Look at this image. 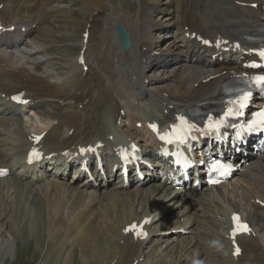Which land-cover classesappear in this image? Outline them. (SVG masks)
<instances>
[{
  "label": "bare ground",
  "instance_id": "6f19581e",
  "mask_svg": "<svg viewBox=\"0 0 264 264\" xmlns=\"http://www.w3.org/2000/svg\"><path fill=\"white\" fill-rule=\"evenodd\" d=\"M6 1L0 0V3L3 4L0 14L1 25L4 27L15 26L16 30L13 33L0 35V93H4L6 97V99L0 97V168L9 170L7 178H0V226L6 229L13 225V214L10 211L11 200L6 194L9 191L22 189L28 191L29 187L40 188L41 185L35 186L42 183L45 184V188L52 194V198L56 202L54 209L44 213L46 216H42L43 222H48L51 235L61 233L69 236L75 232V228L78 232L82 228L79 221H82L86 213H90L91 218L97 219V228L86 233L87 238L84 242L93 248L97 247L96 250H92L91 256L103 258L115 255L112 264H156L162 260L163 254L167 251L170 253L175 251L174 253H177L175 261L178 260V262L182 257L189 258L190 255L191 259L188 263L192 262L191 264H221L220 253L222 250H226L235 260V249L228 234L234 218H239V221L247 224L249 221L253 224L260 219V212H254L255 201L253 200L254 195L257 199H264V155L241 173V181L248 184L250 188L252 187L253 195L237 182H235L237 185L234 184L235 192H239L240 199L246 204L248 202L250 204V207L245 206L244 218L240 216L242 214L240 208H238L240 214L238 215L235 207L229 210V206L223 208L216 199H208L212 197L210 195L220 194L219 191L223 185L205 190L194 199L182 196L175 201L178 193L173 192L170 187L153 183H150L152 186L149 188H143L144 184H142L139 187L135 186L134 190L126 192L127 188L119 187L120 185L118 186L117 183L105 189L84 179H80L81 181L77 183L78 180L72 179L64 181V169L57 163H63L68 157L62 156V152L65 151L72 156L78 146L91 145L102 150L105 155L112 151L120 141L111 128V124L120 120L118 106L124 107L128 117L132 118L133 116L136 123L142 124L143 131L136 132L135 136L126 130L129 133L125 134L132 136L128 141L141 139L144 143L152 144L153 139L147 134L148 123L166 121L176 114L184 115L189 111L195 112L201 108L194 103L190 104L188 109L174 106L170 103L172 96H176L179 102H184L186 92L182 91L190 89L196 95H199L200 92L201 95L205 94L204 98L199 99V104L216 99L220 91L225 89L226 83L245 74L242 66L251 60L245 58V55L255 47L244 38L257 29L264 28L263 2L249 0L248 3L240 5L244 7L255 4L256 8L251 10L235 7V11L230 12L233 25L227 24L225 21L222 22L218 17L213 18L211 12H206L204 15L206 26L201 20L202 14L196 12L200 11V5H190L193 9L191 12L195 17L192 22L187 19V11L190 9L182 0H167L168 2L160 8H158V0L154 2L150 0L152 2L148 3L139 2L138 9L134 14L135 20L128 17L123 11L114 12V9L109 7L104 9L105 5L102 7V4L98 3V7L94 6V8L104 9V16L101 22L99 20L98 29L95 34L89 33L91 19L90 17L82 18V28L79 31H81V35L88 32V37L85 46L82 36L79 44L81 49L85 48L86 50L92 42L97 43L101 38V42L98 43H101L102 51L97 54L94 63L103 72L104 78H102L97 74L98 72L91 69L93 62L85 54L83 55L84 64L77 63L81 56L78 55L76 62L71 63V69L68 73L66 72L65 76H57L50 66L51 59L45 51L48 47H46L44 34L51 27L46 26L49 21L47 22L48 19L42 18L41 15L46 12L49 3L57 0H35L31 5L28 0H11V5L7 9L5 8ZM88 1L82 0L85 5L89 4ZM214 1L220 4L221 8L232 4V0ZM95 2L97 1L95 0ZM41 4L44 5L40 6ZM45 6L47 7L45 8ZM20 9L25 11V18L18 16ZM51 9L56 13L52 20H56L55 16L61 17L56 12L58 7H51L50 11ZM16 10L18 14H16ZM61 11L59 10V12ZM157 11H160L159 16L160 14L164 15L161 19L166 21L168 27L158 26L153 22V14ZM5 14L11 15L7 24L1 20ZM172 20L176 22V26ZM117 26H122L130 37V48L127 51L122 48L115 33ZM57 27L59 28L58 23ZM22 28H24L23 32H21ZM233 28L235 29V39L232 35ZM61 30L68 33L64 28ZM153 31H156L159 37H155ZM167 34H171V39H174L168 43L167 54L156 55L151 47L156 48L161 42L159 40L162 36ZM96 38L97 41H95ZM199 38L201 40H198ZM202 40L211 42L213 47L207 46ZM172 42H174V46H172ZM173 47L177 52H171ZM226 48L228 52L223 51ZM156 50L159 49L156 48ZM228 54L231 58L228 57ZM213 58L216 60L213 61ZM154 60H159V62H153ZM180 64L186 67L177 68L176 66ZM220 65L227 66L231 68L229 71H233L226 75L223 82L218 81V76L224 70L203 72L211 71ZM83 66H88L87 72L92 71L91 76L83 73ZM170 66L173 67L166 68ZM158 70L163 72L159 78L167 79L169 77L167 81L172 83L176 80L178 86L173 87L172 91H168L169 87L163 86L162 82L154 76ZM167 71L169 74L164 76V72ZM155 81L157 87H152V82ZM214 86L220 87L218 93L207 97V91ZM65 89L77 93L80 97L78 99L67 98L68 95L63 92ZM21 90L25 93L24 98L30 100L24 108L15 106L8 100L11 95L19 93ZM77 104H83V108L89 107L91 111L88 115L81 112L68 114L69 108ZM28 107H32L30 110L34 114L33 118L39 123L38 131L36 132L37 128L34 131L35 135L46 132L39 144L44 155L53 153L58 156L51 159L49 165H47L49 160H44V163L40 164L39 171H37L36 165L28 167L23 162L24 152L30 145L29 138L32 135L22 127L23 118L21 117L25 115L24 111ZM47 108L52 109L53 112ZM71 129L73 133L68 136ZM109 136H113L112 140H109ZM97 144L99 145L95 146ZM141 154L145 158L151 156L148 159L150 161H157L153 156L155 153L151 149H144ZM50 165L54 168H49ZM110 168L111 166H107V169ZM49 172L51 175L47 174ZM75 173L76 171L72 177H75ZM76 177H80V175L77 174ZM11 180L14 181L11 182ZM69 182L78 184V186L71 188ZM120 190H124L125 193H121ZM152 194L158 196L150 198ZM169 201L170 205L166 204L165 207V202ZM97 204L99 206L94 209ZM134 205L137 206V209H134ZM215 206L222 213L223 218H226L222 224L228 233L226 239L222 241L223 246L220 245V238L216 234L218 227H222V224L209 216L207 212L209 208ZM167 207L168 209L163 213L162 210ZM66 217L68 224L64 225L63 219ZM132 223H135L140 230L146 231V236L136 237L135 231L126 233L125 230ZM157 224L164 226L163 231L160 229L154 232L156 229L153 226H157ZM150 227L152 228L149 229ZM123 230L124 234L121 232ZM101 239L109 243L105 248L100 246ZM161 240L165 242L166 248L155 255V247ZM171 240H179L177 244L175 243L178 246L169 242ZM217 241L218 246L215 245ZM235 242L242 250L241 253H245L247 250L250 254H254L258 246L243 235L239 236ZM0 245H4V251H8L5 241H0ZM150 247L151 253L147 257H153V261L147 260L143 255L145 254L144 250ZM211 255L214 256L213 261ZM241 256L242 254L238 257ZM243 258L241 257V259ZM251 259L253 258L248 254L246 260L240 263L248 264ZM233 260L231 262L235 264ZM164 263L166 264V261Z\"/></svg>",
  "mask_w": 264,
  "mask_h": 264
},
{
  "label": "rangeland",
  "instance_id": "374dc122",
  "mask_svg": "<svg viewBox=\"0 0 264 264\" xmlns=\"http://www.w3.org/2000/svg\"><path fill=\"white\" fill-rule=\"evenodd\" d=\"M34 1L35 0H28V3L31 5L34 3ZM96 1L97 2H95V0H94L92 2V0L91 1L89 0L88 1L89 4L85 5V4H83L82 0H57V1L49 3L48 7L45 6V8L47 7L46 12L43 15H41V17L48 19L47 22L48 21L49 22L47 23L48 25H46V26L51 27L49 29V31L44 34L45 35L44 39H45L46 44H47L46 47H48L45 51H47V54H48L47 56L51 59V61H50L51 65L50 66L54 69L57 76L67 75L69 69H71V63L76 62L78 55L82 52L83 55L84 54L87 55L88 58L90 59V61L93 62L91 64V69L98 72L97 74H99L100 76H102V78H104L103 72L100 71L99 67L94 63L95 57L97 56V54L100 51H102V48L100 47L101 43H98V42H101V38L97 43L92 42L86 50H85V48H83V51H82V49L80 48L79 42H80L81 38L83 37L82 36L83 34L81 35V31H79L82 28V22H81L83 20L82 18H84V17L89 18L90 17L91 22H90V26H89V33L95 34L96 30L98 29V25L100 24L99 20L101 22V19L104 16L103 15L104 9L109 7V8H113L114 12H118V11L122 12L123 11L127 14L128 17L135 20L134 14L136 12V9H138L139 2L148 3V2H152V1L154 2L155 0H152V1H150V0H96ZM158 1H159L158 2V8H160V6H162V5H164V3L168 2L167 0H158ZM182 1H184L185 4L190 9L189 11H187V19L189 21H192V22L194 21L195 17H194L193 12H191L193 9L191 8L190 5H192V6L193 5L194 6L200 5V11H196V12H200L202 14L201 20L204 23V26H206V22L204 19V15L206 12H211V15L213 16V18L218 17L222 22L225 21V22H227V24L233 25L231 22V18H230V12L235 11V7H239L240 9H245V10L253 9V8H251L250 5H247L244 7L240 6L241 4L248 3L249 0H232L231 6H225L224 8H221L220 4H217L214 0H208L205 2H204V0H182ZM256 1L263 2V5H264V0H256ZM5 3H7L5 5V8L7 9V7H10V5H11V0H7ZM98 3H99V5L102 4V7H103V5H105V8L103 10H102V8L101 9L100 8H94V6L98 7ZM29 4H27V5H29ZM43 5L44 4H41L40 6H43ZM51 7H58L59 9L56 12H58V14L61 15V17L55 16L56 20H52L54 18V15H56V13L53 11V9H51V11H50ZM59 10H62V11L59 12ZM20 11H21V9H20ZM20 11H19V14L17 12L18 16L25 18L26 17V15L24 14L25 11H23V10H22L23 12L22 11L20 12ZM159 12L160 11H157V13L153 14V22H155V24L158 26L168 27L166 21L164 19H161L164 15L160 14V16H159V14H158ZM0 14H1V12H0ZM51 14H52V16H51ZM5 16L7 17V19H9L8 18L9 15L5 14ZM51 22H52V24H50ZM173 22L175 23V26H176L177 25L176 22L175 21H173ZM57 23L59 25V28L57 27ZM67 26H68V28H67ZM61 28L66 29L68 31V33H65L63 30H61ZM155 32L156 31H153V35L155 34L154 35L155 37H159V35H157V32L156 33ZM232 35L234 36V39H235V29L234 28L232 29ZM87 37H88V35H87ZM82 39H83V44L85 46L87 39H86V42L84 41V38H82ZM172 40H174V39L173 38L171 39V34L163 35L162 38L159 40L161 42H159L158 45L156 46V48L159 50L157 51L155 47L153 49L154 51L156 50L155 51L156 55L160 54V53L166 55L167 54L166 50L168 49L167 48L168 43L171 42ZM95 41H97V38L95 39ZM138 41H140V39H138ZM172 43H173L172 46H174V42H172ZM178 44H179V42H178ZM50 45H52V46H50ZM171 52H177V50L173 47V50ZM229 58H231V56ZM153 62H159V60H154ZM172 67L173 66L166 67V68L170 69ZM176 67L179 69H183L186 66L183 64H180V65H177ZM230 69L231 68H229L227 66L220 65L211 71H203V72H214L216 70H224L218 76V81L223 82V81H225L226 75L230 72H233V71H229ZM87 71H86V73L84 72V74H90L89 76H91L92 71H90V73H88ZM167 72H164L165 73L164 76L169 74V71H167ZM150 75L152 76L153 74L151 73ZM157 75H158V77H157ZM162 75H163V72H159V70H158V71H156L154 76L156 77V79H158L160 82H162L161 84H163V86L169 87L167 89L168 91H172L174 88H176L178 86L176 80H175V82H172V83H171V81H167V80H169L168 79L169 77L167 79L166 78H163V79L159 78V76L161 77ZM155 83H156V81L152 82V87H157ZM219 88L220 87H218V86H214L212 89L208 90L207 91V97H211V96L217 94L219 91ZM184 90H186V91H184ZM184 90L182 92H186L185 101L179 102L177 100L176 96H172L173 98H171V100H170V103L172 105L178 106L182 109H188L187 107L190 104L194 103L196 105L199 102V99H202L205 97V94L201 95V92L199 95H196L193 92H191L190 89H184ZM63 92H64V94L68 95L67 98L78 99L80 97V95H78L77 93H72V92L68 91L67 89L63 90ZM83 106H84L83 104L82 105L81 104L72 105V108L70 107L68 110V114L81 112L84 115H88L89 112L91 111V109H89V107L83 108ZM47 109L49 110L50 108H47ZM50 110L52 111V109H50ZM117 110L120 114V118H119L120 120H117L115 122H116V124H118V128H120L121 131H123L124 133H127L128 131H126V130H129L130 132H132L134 130L135 132L133 131L134 132L133 136H135L136 132L143 131V129L139 130L140 128L135 130L136 125L133 124L132 120H134V123H136V120L134 119V117L132 115H131L132 118L130 116L128 117L126 115L127 110L124 107L118 106ZM24 113H25V111H24ZM29 113L32 114V111L30 110ZM33 117H34V114L29 116V118H31L32 120L28 119V118H23L22 127L28 133H32V134L34 133V135H35L34 131L36 130V128H37L36 132L38 131L39 123H38V120H36ZM132 126H134L135 128ZM137 126H139V125H137ZM122 136H124L125 138L129 137V136H126L125 134H122ZM47 174L51 175L50 172ZM69 174L72 175L73 172H70ZM64 177H65V179H63L64 181H67V180L70 181V179H73L72 176H70L68 178H67V176H64ZM243 179L245 180V178H243ZM33 180H29V181H33ZM241 180H242V178H240V180H237V181L234 180V182L230 183L231 185L230 184L223 185L221 187L222 189H220V191H219V193L221 192L220 194L210 195L212 197L208 196V197H210L208 199H212V198L216 199L217 202L223 208H227L229 206L230 207L229 210H232V207H235L236 208L235 211H237L238 215H240L239 209H238V208H240V210L242 211V214L240 216H242L244 218L243 214L246 211L245 206L250 207V204H249V202L246 204L245 202H243L240 199L239 192L238 191L235 192L234 184L237 185L235 183V182H237L241 187H244L245 190H249L251 195H253V189H251L252 187L250 188V186H248V184L244 183V181L242 182ZM12 181H14V180H11V182ZM80 181L81 180H78V181H76V183L80 182ZM72 182L75 183L74 181H72ZM64 183H67V182H64ZM150 183L151 182H149V184L147 183V184L143 185L144 186L143 188H149L150 186H152V184H150ZM68 184L71 188H75L76 186H78V184L75 185V184H72L71 182H69ZM38 185H41V187L40 188L29 187V188H27L28 191H25V189H22L19 191H9L7 194L5 193L11 200L10 211L13 214V225L10 228H6V229L4 227L0 226V241H5L8 245V251H4L5 250L4 245L3 246L0 245V264H107V263L112 264L114 262V259H115L114 256L115 255L114 256H104L103 258H97L96 256H91L92 250L93 249L96 250L97 247L93 248V247H91V245L84 243L86 238H87L86 233H89L90 231H94L95 228H97V224H96L97 219L91 218L90 213H86L84 215L82 221L81 222L79 221L80 227L83 228V231L81 228L77 232V230L75 228V232H73L69 236H65L64 234H61V233H59V234L57 233L54 235H51L52 233H49L48 222H43L44 220H42V216H46L44 214L46 212H51L54 209V207L56 206V202L52 198V194L45 188V184L39 183L35 187H38ZM241 187H237V188H241ZM130 188L127 189L126 192H130V190H134L136 187L133 186ZM247 188H250V189H247ZM120 191H121V193H125L124 190H120ZM157 196L158 195L152 194V195H150V198H152V197L155 198ZM178 196L179 195H177L175 197V198H177V199H175V201L178 200ZM255 198H256V195H254V200H253L256 203L257 202L264 203V199H262V198L261 199H257V198L255 199ZM255 202H254V206H253V208L255 210L254 212H257V213L260 212L261 216H260V219L258 222H255L252 224L249 221V224H248L250 227V236H253L250 241L251 242L254 241V244L255 243L258 244V246L256 247V250H255V253L250 254L246 250L245 253H241L242 254L241 257L242 258L244 257L243 259H241V257H238V258L236 257V258H234L235 260H233L232 259L233 257L231 255H229L230 254L229 252H227L226 250L225 251L222 250V252L220 253L221 254L220 258H219L221 260V264H226V263L227 264H233L231 262V260H233L235 262V264L236 263L241 264L240 262L246 260V258L248 257V254H249V256L251 255V257L253 258V259L249 260L248 264H263L264 263V219H263L264 218V208H263V210L262 209L258 210L259 207L257 206V204ZM170 203H171L170 201L165 202V207H166V204L170 205ZM244 203H245V205H244ZM198 205H199V203H198ZM97 206H99V204L94 206V209L97 208ZM133 207H134V209H137V206L134 205ZM166 209H168V207L164 208V210H162V212L164 213L166 211ZM207 212L209 213V216L216 219L219 224H222V223H224V221H226V218H223V215L219 211L217 206L209 208L207 210ZM249 212H251V211H249ZM190 214H192V212H190ZM246 216H247V212H246ZM246 216H245V219H246ZM63 223H64V225L68 224V218L67 217L65 219H63ZM215 223H217V222H215ZM223 226L224 225L222 224V227H220V228L218 227V230L216 231V234L220 238L219 243L221 246H223L222 241H223V239L224 240L226 239V236L228 233V230L225 229V227H223ZM201 227H202V224H201ZM151 228L152 227H150L149 229H151ZM153 228L156 229L154 232H157L160 229H162V231H163L164 226L157 224V226H153ZM121 232H122V234H124V230ZM178 241L171 240L169 242H172V244L173 243L177 244ZM212 242H214L213 239H212ZM108 244L109 243L103 241L102 239L100 240V246H103L105 248V246H107ZM215 245L218 246V241H217V244H215ZM176 246H178V245H176ZM160 247H161V249H160ZM165 248H166V244L163 240H161L159 242V244L157 245V247H155V251H156V252L154 251L155 255H158L159 253H161V251H163ZM150 251H151V247L148 248L147 250H144L145 254H143V255H144V258H146L147 260L153 261L152 260L153 257L152 258L150 257L151 259L147 257V255H149L151 253ZM174 252L170 253L169 251H167V253L163 254L162 260L158 261L159 263L158 262L157 263L158 264H165L164 263L165 261H166V264H172V263L173 264H191L192 263V262L188 263V261L191 259L190 255H189V258L182 257L181 258L182 260L179 259V262H178V260L175 261V259H176L175 254H177V253H174ZM213 258H214V256L211 255L212 261H213ZM174 261H175V263H174Z\"/></svg>",
  "mask_w": 264,
  "mask_h": 264
},
{
  "label": "snow or ice",
  "instance_id": "6c2138e0",
  "mask_svg": "<svg viewBox=\"0 0 264 264\" xmlns=\"http://www.w3.org/2000/svg\"><path fill=\"white\" fill-rule=\"evenodd\" d=\"M261 55H264V53H261ZM255 83L257 84V86L264 85V76L256 77ZM249 96H250V93H245L244 96L241 98V102L239 104L240 109H243L245 107ZM241 114H242L241 112L230 108L228 112L226 113V116H233V115L238 116ZM223 123H224L223 120L216 122L215 125L210 123L209 128L214 127L216 130H218L219 126L222 125ZM257 125H264V111L258 113L257 117L251 123L248 124V130H252ZM191 129H192V126L188 125L187 122L182 119L180 125L178 127L173 128L172 132L169 134L168 137H162V139H168L169 142H172L174 140L179 143H185L187 138L191 134ZM219 167H222V166H219ZM234 219H238V218H234ZM238 228L247 230L246 225H238Z\"/></svg>",
  "mask_w": 264,
  "mask_h": 264
},
{
  "label": "water",
  "instance_id": "95a60500",
  "mask_svg": "<svg viewBox=\"0 0 264 264\" xmlns=\"http://www.w3.org/2000/svg\"><path fill=\"white\" fill-rule=\"evenodd\" d=\"M115 33L118 36L122 48L127 51L130 48V39L126 30L122 26H117Z\"/></svg>",
  "mask_w": 264,
  "mask_h": 264
}]
</instances>
